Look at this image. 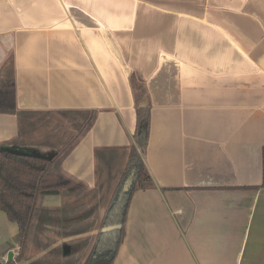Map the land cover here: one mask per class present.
Returning a JSON list of instances; mask_svg holds the SVG:
<instances>
[{
	"label": "crops",
	"instance_id": "crops-1",
	"mask_svg": "<svg viewBox=\"0 0 264 264\" xmlns=\"http://www.w3.org/2000/svg\"><path fill=\"white\" fill-rule=\"evenodd\" d=\"M10 71L2 148L53 157L34 122L95 112L61 162L91 191L102 161L125 163L148 104L152 184L132 194L112 264H264V0H0V84ZM87 196H44L58 221L13 264H41L48 231L76 226ZM17 234L0 211L1 262Z\"/></svg>",
	"mask_w": 264,
	"mask_h": 264
},
{
	"label": "trees",
	"instance_id": "trees-1",
	"mask_svg": "<svg viewBox=\"0 0 264 264\" xmlns=\"http://www.w3.org/2000/svg\"><path fill=\"white\" fill-rule=\"evenodd\" d=\"M135 83L143 93L144 88L137 81ZM14 111V81L10 71L0 84V112ZM135 111L133 144L127 152L112 197L101 220L97 222L99 229L110 225L120 227L104 232L99 230L93 245L94 253L86 264H112L124 235L130 198L136 190L152 184L141 158L149 132V106L147 103H137ZM94 117L95 112L87 118L84 117L78 124L75 134L61 145H57L56 154L50 158L10 151L2 148L0 144V211L6 214L9 221L16 223L19 246V252L14 260L0 261V264H13L14 261L25 259L37 229L43 230L45 221L53 225L58 221V218H55L58 208L41 205L44 196L62 195L65 201L81 195L84 191V182L66 173L61 167V162L85 134ZM126 180H130V184L124 189Z\"/></svg>",
	"mask_w": 264,
	"mask_h": 264
},
{
	"label": "rangeland",
	"instance_id": "rangeland-1",
	"mask_svg": "<svg viewBox=\"0 0 264 264\" xmlns=\"http://www.w3.org/2000/svg\"><path fill=\"white\" fill-rule=\"evenodd\" d=\"M78 119L69 113H53L45 115L39 122H34V126L30 129V132H35L34 139H47L50 142L58 141V145L65 140H68L73 134H75L78 125ZM35 153V152H31ZM35 155V154H34ZM39 157L43 156V153L37 154ZM125 157L122 161L111 160L110 164L106 167L100 164L99 178L96 189L87 190L86 188L82 194H88L84 198V211L83 216L76 223V226H72L68 229L65 226H61V230L53 228L48 231V238L45 241V247H48L46 253L39 257L38 261L41 264H86L89 263V258L94 253L95 237L99 232V226L97 222L101 220V215L108 205L110 198L114 192L115 186L119 181L120 171L123 168ZM81 194V195H82ZM90 194V195H89ZM92 194L102 195L97 197ZM90 208V209H87ZM98 209H101L100 215ZM79 212L81 210H78ZM89 212V213H88ZM88 213V214H87ZM71 216H75L72 213ZM81 222V223H80ZM80 224V225H78ZM84 230L81 234L75 233L77 229ZM66 231L63 235L59 232ZM42 238V236H41ZM34 244L42 245L39 239L34 241ZM26 253V257L28 256ZM92 260V259H90Z\"/></svg>",
	"mask_w": 264,
	"mask_h": 264
},
{
	"label": "water",
	"instance_id": "water-1",
	"mask_svg": "<svg viewBox=\"0 0 264 264\" xmlns=\"http://www.w3.org/2000/svg\"><path fill=\"white\" fill-rule=\"evenodd\" d=\"M129 184H130V180H126L125 185H124V189H127ZM119 227H120V225H110V226L102 227L100 231L101 232L110 231V230L117 229ZM11 257H12V252H9L7 260H11Z\"/></svg>",
	"mask_w": 264,
	"mask_h": 264
},
{
	"label": "built area",
	"instance_id": "built-area-1",
	"mask_svg": "<svg viewBox=\"0 0 264 264\" xmlns=\"http://www.w3.org/2000/svg\"><path fill=\"white\" fill-rule=\"evenodd\" d=\"M7 261V259H3V262H6Z\"/></svg>",
	"mask_w": 264,
	"mask_h": 264
}]
</instances>
